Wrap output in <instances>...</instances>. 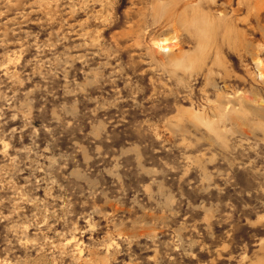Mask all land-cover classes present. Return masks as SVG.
<instances>
[{
    "label": "rangeland",
    "instance_id": "obj_1",
    "mask_svg": "<svg viewBox=\"0 0 264 264\" xmlns=\"http://www.w3.org/2000/svg\"><path fill=\"white\" fill-rule=\"evenodd\" d=\"M187 1L0 0V264H264V0Z\"/></svg>",
    "mask_w": 264,
    "mask_h": 264
},
{
    "label": "bare ground",
    "instance_id": "obj_2",
    "mask_svg": "<svg viewBox=\"0 0 264 264\" xmlns=\"http://www.w3.org/2000/svg\"><path fill=\"white\" fill-rule=\"evenodd\" d=\"M192 2H193V0L187 1L186 3L191 4ZM176 42H177V40L175 39V36H168V37H163V38L155 40L154 46L158 50L170 51V50H174L178 47ZM176 56H177V58H178V56L180 57V53ZM255 59H256V63L259 66H261L262 68H264V61L261 59V57L259 55H256ZM261 75L264 78V73L261 72ZM227 108H228V105L225 106L226 110H227ZM235 110H236V108L234 107L232 111H235Z\"/></svg>",
    "mask_w": 264,
    "mask_h": 264
}]
</instances>
